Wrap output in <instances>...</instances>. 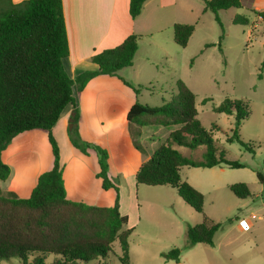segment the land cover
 I'll list each match as a JSON object with an SVG mask.
<instances>
[{
  "label": "trees",
  "instance_id": "obj_1",
  "mask_svg": "<svg viewBox=\"0 0 264 264\" xmlns=\"http://www.w3.org/2000/svg\"><path fill=\"white\" fill-rule=\"evenodd\" d=\"M145 0H129V14L137 17ZM204 11L213 13L221 26L219 11L232 7H245L264 19L263 11L253 9V0H202ZM233 23L247 24L246 16L237 14ZM194 25L173 24V40L186 46ZM138 34H130L114 47L94 53L90 59L96 70H84L74 78L67 74L63 60L69 54V45L63 15L62 0H0V180H6L10 168L1 159V152L17 134L41 128L47 131L53 155L50 170L42 172L26 198L10 191L0 190V264L17 259L18 264H86L98 257L105 258L118 240L122 264L128 263V237L133 227H127V215L119 210V192L108 176V152L96 143L82 139L78 132L79 110L73 95V86L81 90L94 76L117 75V71L130 66L138 45ZM222 38V36L220 37ZM137 94L141 88L121 78ZM178 101L167 100L151 106L136 100L127 112V120L139 126L174 128L151 155L137 169L136 184L168 185L196 212L202 213L204 196L186 180H182V166L214 167L225 164L231 168L243 167L237 160L228 159L215 145L211 130L197 118L195 94L181 80H176ZM71 104L67 133L70 142L82 153L96 152L99 164L97 177L103 189L113 188L116 197L111 206L89 205L66 198L59 159V146L52 127L61 111ZM248 102L226 97L214 110L234 115L235 126L228 141L239 139L238 126L246 117ZM195 148L205 145L202 159H191L174 146ZM246 147V146H245ZM264 183L261 172H256ZM238 198L251 197L244 182L229 184ZM220 228L203 216L201 222L188 226L187 245L205 243L213 245V236ZM186 245V246H187ZM181 250L173 247L161 255L166 260L179 261ZM50 259V260H49Z\"/></svg>",
  "mask_w": 264,
  "mask_h": 264
},
{
  "label": "rangeland",
  "instance_id": "obj_2",
  "mask_svg": "<svg viewBox=\"0 0 264 264\" xmlns=\"http://www.w3.org/2000/svg\"><path fill=\"white\" fill-rule=\"evenodd\" d=\"M159 13L162 17L158 22L162 24L160 29H155L152 38L147 36L141 40L134 60L135 64L145 63L140 77L144 86L150 87L141 89L139 100L151 106L171 99L177 102L175 82L183 81L195 94L197 118L211 130L216 147L243 167L231 168L225 164L181 167V179L204 196L202 213L189 206L175 188L138 184L137 191L134 177L125 178L121 183L122 212L128 215L126 226L133 227L128 237V263L264 264V183L256 176V172H261L264 178V19L245 7L219 11L221 26L210 11L196 13L185 10L182 5L165 8ZM237 14L246 16L249 22L233 23L232 18ZM173 19L194 25L184 47L173 40V26L169 25ZM146 56L150 62L145 60ZM226 97L248 102L246 117L238 126L239 139L246 147L236 140L228 141L235 126L234 115L213 109ZM156 128L146 126L145 135ZM173 128L161 127L158 139L130 133L133 135L132 139L129 134L132 149L145 154L154 140L158 146ZM174 147L197 160L203 158L205 151V145ZM9 168L7 179L13 173ZM3 182L5 180H0L2 191L5 190ZM235 182L246 183L251 197L235 196L229 189V184ZM203 216L220 223L213 236V245L199 242L188 246L187 228L201 222ZM173 247L181 250L178 262L166 260L161 255ZM121 255L116 240L105 258L98 257L86 264H122ZM2 264H18V260Z\"/></svg>",
  "mask_w": 264,
  "mask_h": 264
},
{
  "label": "crops",
  "instance_id": "obj_3",
  "mask_svg": "<svg viewBox=\"0 0 264 264\" xmlns=\"http://www.w3.org/2000/svg\"><path fill=\"white\" fill-rule=\"evenodd\" d=\"M20 1L22 0H12L14 3ZM178 5H182L187 11L204 12L202 0H145L140 14L132 18L128 10L129 0H62L69 45V54L63 64L71 78L84 70L98 68L90 59L94 53L118 45L130 34L139 35L137 50L130 66L119 69L117 75H96L81 90L73 86V95L79 110V135L107 150L108 176L118 187L121 214L122 181L133 178L140 164L157 147L154 140L152 148L145 154L134 151L129 134L143 138L155 136L158 139L162 127L156 126L158 128L145 135L146 126L128 122L127 112L130 107L136 100L142 103L139 100L142 88L136 94L121 78L136 87L145 85L140 77L145 63H134L139 52V43L147 36L152 38L155 29H160L162 24L158 22L162 18L159 13L161 10ZM252 7L256 11L264 12V0H253ZM177 22L188 23L173 19L169 22L170 27ZM145 60L151 61L149 56ZM127 69L128 71H124ZM72 109L73 106L67 104L52 127L59 146L66 198L89 205L111 206L116 191L113 188H102L101 178L97 177L99 164L96 152L88 149L87 154H84L68 138L67 128ZM131 136L133 139V135ZM143 143L145 145V141ZM1 159L13 170L10 178L3 182L4 191L13 192L21 198L28 197L38 176L50 170L53 165L47 131L34 128L17 134L1 152ZM134 184L138 191V184Z\"/></svg>",
  "mask_w": 264,
  "mask_h": 264
},
{
  "label": "built area",
  "instance_id": "obj_4",
  "mask_svg": "<svg viewBox=\"0 0 264 264\" xmlns=\"http://www.w3.org/2000/svg\"><path fill=\"white\" fill-rule=\"evenodd\" d=\"M245 226H246V223H245Z\"/></svg>",
  "mask_w": 264,
  "mask_h": 264
}]
</instances>
